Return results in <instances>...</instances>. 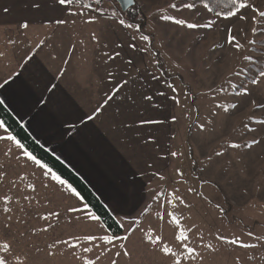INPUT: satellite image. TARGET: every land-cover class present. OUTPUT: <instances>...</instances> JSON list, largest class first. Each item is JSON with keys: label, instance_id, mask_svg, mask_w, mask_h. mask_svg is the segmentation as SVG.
I'll return each mask as SVG.
<instances>
[{"label": "rangeland", "instance_id": "rangeland-1", "mask_svg": "<svg viewBox=\"0 0 264 264\" xmlns=\"http://www.w3.org/2000/svg\"><path fill=\"white\" fill-rule=\"evenodd\" d=\"M173 2L177 0H135L140 11L137 23L144 22L140 33L120 28L107 16L85 23L87 15L63 12L60 18L67 23L46 29V36L40 32L44 44L38 52L37 38L27 37L38 30L29 29L27 35L18 27L0 26V98L39 141L85 177L123 225L119 236L132 229L127 241L116 242L108 252L104 249L110 246L102 241L85 242V235L111 233L99 220L88 218L91 211L83 208L84 202L67 184L52 180L51 173L45 175L47 168L22 156L25 150L13 141L0 139V197H10L7 203L0 199V252L8 243L19 256V260L9 257L12 264H83V257L95 260L101 252L96 264L112 260L170 264L171 258L160 248L166 244L182 252L175 239L179 227L193 229L188 244L198 253L195 260L182 264H264V242L257 240L264 236V129L259 127L264 117L251 104L253 99L264 100V82L252 86L250 97L241 98L240 82L249 85L246 75L252 62L236 76L242 56L259 53V48L230 49L225 28H232L243 43L244 33L237 29L251 24L233 18L213 29H187L160 17L207 23L215 16L201 19L196 10L177 12L168 7ZM260 2L264 5V0ZM112 6L113 0H103L106 10ZM140 34L148 35L149 41L141 40ZM115 52L120 56L109 60ZM108 73L114 78L109 79ZM152 74L175 86L179 103L155 96L160 90L169 96L172 92L153 81ZM144 95H153V102H145ZM108 97L114 99L105 107ZM153 103L160 107H152ZM98 106L102 112L96 119L83 123L76 119L91 115ZM250 113L257 114L249 119ZM145 116L163 123L131 130L122 123ZM64 119L75 121L74 127L66 129ZM137 131L141 137L154 136L155 143L144 147L136 139ZM8 134L0 128V137ZM252 138L261 143L245 146L243 142ZM230 142L241 147L232 149ZM6 206L11 208L8 213L3 211ZM70 208L79 211L69 212ZM170 213L179 224L172 223ZM218 236L238 237L255 247L231 244ZM148 237L160 241L151 244ZM68 240L78 246L57 243ZM119 243L126 245L129 256L123 255ZM85 247H92V252H83Z\"/></svg>", "mask_w": 264, "mask_h": 264}, {"label": "snow or ice", "instance_id": "snow-or-ice-1", "mask_svg": "<svg viewBox=\"0 0 264 264\" xmlns=\"http://www.w3.org/2000/svg\"><path fill=\"white\" fill-rule=\"evenodd\" d=\"M53 7L56 8L60 12L67 11L68 9H71L72 15H79L84 16L87 15V19L85 20V23H93L96 22L98 16L103 18L106 17L116 25H118L120 28L124 30L129 31H135L137 33H140L141 25L134 21V18H130L127 13L124 12L123 9L119 8L117 6L118 0H113V6L110 10H106L103 7V0H94L92 3H86L85 0H52ZM48 4V0H31V8L37 12V13H43L46 6ZM67 6V7H66ZM170 9H174L177 12L181 10H196L197 14L200 16L201 19H203L205 16H210L212 14L215 15V19H209L207 23H200V22H189L185 18H177L172 15L167 16H161L160 18L163 20H169L173 21L176 25L186 27L187 29H213L214 27H218L219 23L221 21H231L233 18L238 19L239 21L243 22L244 25L251 24L250 28H239L237 29L238 32H243V43H241L236 35H233V29L230 27L226 28L227 32V45L230 49H234L236 52H240L241 49H256L259 48V53L255 52H248L247 54L242 56V60L244 63L241 65L240 72L236 73L237 78L243 73V70L248 67L249 62H255L257 65H260L264 63V5L261 4L260 0H199V6L192 2H185V0H179V3L173 2L168 5ZM217 8L220 10L217 11ZM110 11V15H109ZM3 13H8L9 9L7 7L2 9ZM249 13H251L249 15ZM45 24H55L57 26L64 25L67 23V19L64 18H51V17H39ZM35 18H21V22H19V28L21 30H28L30 27V24L33 23ZM131 20V22H130ZM74 22V21H73ZM139 38L144 41H149L150 37L148 35L140 34ZM93 39H96L95 33H93ZM132 40H135L136 37L132 36ZM10 43H14V41H10ZM43 43V42H41ZM39 46V45H38ZM122 47L121 44H117V48ZM129 47L132 49L136 48V45L134 43H130ZM142 52H146L147 48L140 49ZM120 56V52H115L114 55L108 56L109 60H114L116 57ZM128 64H132V60L129 59L127 61ZM109 79H113L114 75L113 73H108ZM151 79L155 82L161 83L165 86L166 89H170L172 92V95L169 96L167 91L160 90L155 93L156 97L166 98L167 100H171L174 103H179L178 97L175 95L177 92V89L174 85L168 83L167 81L163 80L160 76L156 74H152ZM262 82H264V67L261 68V70L257 73H254L252 78L250 79L249 85H245L242 81L240 82V89H241V98H247L251 96V88L252 86H259ZM124 84H127V80L123 82ZM114 99V97H108L105 101V107L107 104ZM143 100L145 102H153V95H144ZM40 104H45V100H40ZM6 102L3 99H0V105H5ZM252 107L255 109H259L258 115L264 117V100H261V102H257L256 99H253L251 101ZM152 107H160V105L152 104ZM219 108V106H217ZM233 108H236L237 105H232ZM102 112V107H97L93 110L92 114L89 115L87 113L83 114L82 116H78L76 119L80 120L81 123H83L85 120L92 121L96 119ZM230 114V113H229ZM257 113H250L249 119L252 118L253 115H256ZM172 120H175V117H172ZM62 123L65 125L66 129H71L75 125V121L64 119L62 120ZM124 123V127L126 129H133L134 126H136L137 129L141 128L142 126L147 125H159L162 124L163 121L151 117H141L135 120L131 121H122ZM205 125L203 123L199 124V128L201 131L204 130ZM245 129L248 128L246 124L243 125ZM259 127L264 129V119L259 120ZM0 128H4L5 131L7 129L5 128V124L3 121H0ZM250 131L255 132L256 129H251ZM0 139H7L9 141H13L16 146L20 149L24 148V145L20 143L19 140H17L16 136L9 133L6 137H0ZM136 139L140 141V143L147 147L149 144L155 143V137L152 135H147L145 137H141L140 132L137 131ZM245 146H251V145H258L261 143V140L252 138L250 141H244L243 142ZM232 149H239L241 147V143L236 142H230L228 145ZM173 156L176 155V153H172ZM217 155H221V153H217ZM22 156L27 157L29 160L34 161L37 165H39L41 168H46V165L41 164L40 160H38L35 156L32 155L31 152L23 151ZM151 167V165H149ZM179 171V170H178ZM51 173V178L54 181L59 182L61 185L65 184L66 182L64 180H61L59 176H57L55 173L51 172V169H47V171L44 173L45 175H48ZM163 179V177H161ZM29 187H34L32 185H29ZM69 191L79 198L80 200H83V197L81 196V193L78 192L75 188L71 187L69 185ZM191 191V189H189ZM5 203H7L10 200V197L5 195L3 197H0ZM25 199H28L25 197ZM175 200L179 201V203L183 204L184 201L180 197H175ZM169 203H172V201H169ZM89 207L88 204H83V208L87 209ZM219 207V205L217 206ZM222 210V209H221ZM3 211L5 213H8L11 211L10 207H4ZM69 212H77L78 209L70 208L68 209ZM112 211H116V209H112ZM59 213H50L49 216H58ZM88 218L91 220H98L99 217L94 215L93 213L89 212L87 213ZM172 220L173 224H179V221L173 214H169ZM42 219H48V216L41 217ZM10 219V217H9ZM123 227V225H121ZM194 227V226H193ZM47 230V229H43ZM193 229H185L184 227H179L178 232L176 233L175 239L178 241L181 245L182 252H176L173 250V248L169 247L168 245H164L160 248L161 253L165 257H170V264H182V261H193L197 258L198 253L196 252V249L193 247H190L188 244L189 241V233ZM35 231V229H33ZM132 229L129 228L126 230L125 235L119 236L116 234H104L101 236L96 235H85L83 237V240L85 242H94V241H102L104 244L109 245L110 247L105 248L104 252L111 251L113 248L117 247L118 241H127L129 234L131 233ZM249 237L253 236V233L249 231L247 233ZM218 239L231 243V244H240L242 247L249 248V247H255L254 244H246L242 242L238 237L233 238L229 240L227 237L218 236ZM79 240V238H76ZM258 242H264V236H260L257 238ZM160 241V237H156L155 239H152L151 237H148V242L151 244H157ZM59 243H65L68 244L70 247H77L78 244H74L71 242V240L68 241H58ZM99 246L98 244L96 245ZM49 247H52L51 245ZM119 249L123 252L124 256H129L130 253L126 248V245L124 243L118 244ZM205 247L211 249V245H205ZM92 247H85L83 248V252L90 253L92 252ZM104 252H101L99 256L93 259H89L87 257H83V264H96V261H98L101 256L104 254ZM183 253H186L184 255ZM51 254V253H50ZM117 257L121 255L120 251H117L115 253ZM12 257L13 260H19V256L14 254L11 246L8 243H4L2 245V252H0V264H12V261L9 259V257ZM111 264H117L116 260H112Z\"/></svg>", "mask_w": 264, "mask_h": 264}, {"label": "trees", "instance_id": "trees-1", "mask_svg": "<svg viewBox=\"0 0 264 264\" xmlns=\"http://www.w3.org/2000/svg\"><path fill=\"white\" fill-rule=\"evenodd\" d=\"M185 2H194L199 6V0H185ZM177 3H179V0H177ZM219 10L220 9L217 8V11ZM125 13H127L130 18H134L135 22H138L137 16L140 14V11L136 3L128 8ZM139 23L141 27H143V20H139ZM262 67H264V63L257 65L253 61L249 66L252 74L249 75L250 71H248L246 80L250 82L253 74L259 72ZM0 121L4 122L7 132L16 136L17 140L24 145L23 149L25 151L31 152L33 156L40 160L41 164L46 165L47 169H51L52 173H55L61 180H64L66 182L65 184L68 186L70 185L81 193L84 204L89 205L88 209L99 217L98 220L108 232L116 235L122 233V227L119 221L100 195L87 182L85 177L75 167H72L68 161L39 141L7 104L0 105Z\"/></svg>", "mask_w": 264, "mask_h": 264}, {"label": "crops", "instance_id": "crops-1", "mask_svg": "<svg viewBox=\"0 0 264 264\" xmlns=\"http://www.w3.org/2000/svg\"><path fill=\"white\" fill-rule=\"evenodd\" d=\"M5 7L9 9L8 13L2 12V9ZM64 12L65 13L71 12V9H68L67 11H64ZM62 13L63 12H60L56 8L53 7L52 0H48V4L43 13H37L31 8V0H0V26L1 27H13V28L18 27L19 28V22H21V18H35L34 22L30 24L29 29L38 30L37 31L38 33H36L35 35L27 36V37L37 38L36 40H34L35 45L34 43H32V45H34V47L37 48V52L40 50V45L44 44V41L40 40V38L42 37L40 36V32H42L44 36H46L45 34L46 29L54 30L56 26L54 23L45 24L39 17L44 16V17H51V18H57V17L60 18ZM28 30H24V31H27V35L29 34ZM26 43L31 44V40L30 39L26 40ZM23 60L28 61L29 60L28 56H25ZM20 61H22V59ZM84 156H86V158H91L89 154L88 155L84 154ZM94 171H98L99 173L101 172V170H96V169H94Z\"/></svg>", "mask_w": 264, "mask_h": 264}, {"label": "water", "instance_id": "water-1", "mask_svg": "<svg viewBox=\"0 0 264 264\" xmlns=\"http://www.w3.org/2000/svg\"><path fill=\"white\" fill-rule=\"evenodd\" d=\"M135 3V0H118V5L120 6L121 9L124 10V12L130 8L131 6H133V4Z\"/></svg>", "mask_w": 264, "mask_h": 264}]
</instances>
